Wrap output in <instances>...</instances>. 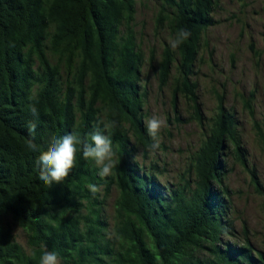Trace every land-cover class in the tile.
Returning <instances> with one entry per match:
<instances>
[{
    "label": "trees",
    "instance_id": "obj_1",
    "mask_svg": "<svg viewBox=\"0 0 264 264\" xmlns=\"http://www.w3.org/2000/svg\"><path fill=\"white\" fill-rule=\"evenodd\" d=\"M137 1L0 0V264H39L45 249L58 252L61 264H264L246 227L244 244L224 242L236 236L225 185L229 159L245 166L246 151L222 98L178 183L163 186L155 167L147 171L136 160L138 146L154 150L157 142L143 123L145 56L132 26ZM158 1L157 22L166 23L172 40L180 28L191 32L176 49L164 47L160 86L176 72L175 93L193 103L203 126L191 78L216 24L218 0ZM30 122L37 125V152L27 147ZM257 127L264 133V120ZM94 131L112 139L111 175H98L78 146L62 183L39 180L36 159L53 136L71 132L90 140ZM92 185L103 186L105 198L118 191L111 235ZM8 216L26 233L31 253L16 241Z\"/></svg>",
    "mask_w": 264,
    "mask_h": 264
},
{
    "label": "rangeland",
    "instance_id": "obj_2",
    "mask_svg": "<svg viewBox=\"0 0 264 264\" xmlns=\"http://www.w3.org/2000/svg\"><path fill=\"white\" fill-rule=\"evenodd\" d=\"M133 29L145 64L142 85L146 87L143 123L153 116L165 121L154 150L138 146L136 160L147 171H153L163 186L174 185L187 171L191 157L201 146L206 130L220 104L232 110L238 122L242 146L246 151V165L234 156L229 159L225 185L228 188L229 220L234 223L236 236L224 242L242 245L246 236L255 250L264 254V133L257 127L264 120V0H218L214 13L216 24L205 34L199 61L191 78L198 86V105L203 126L195 119L194 105L180 92L175 93L176 72L169 82L160 86L158 66L164 47L172 40L166 23L158 24V0H138ZM254 94V96H252ZM251 100L252 110L246 107ZM264 131V130H263ZM135 144V141L132 140ZM259 182V193L254 183ZM99 190L102 221L107 224V235L112 234L115 222L118 191L113 189L104 197ZM16 241L29 253L26 233L12 217L5 219Z\"/></svg>",
    "mask_w": 264,
    "mask_h": 264
},
{
    "label": "clouds",
    "instance_id": "obj_3",
    "mask_svg": "<svg viewBox=\"0 0 264 264\" xmlns=\"http://www.w3.org/2000/svg\"><path fill=\"white\" fill-rule=\"evenodd\" d=\"M191 32L186 28H180L175 34V38L169 41L170 46L176 49L189 39ZM29 111L34 117H38V110L35 105L29 106ZM114 125V122H113ZM165 121L157 116H153L146 121V130L148 135L157 141ZM30 138L27 140V147L33 151H39V146L35 143V133L37 125L35 122L28 124ZM82 153V158L91 160L98 168V175L107 177L112 174L116 161L113 150V142L109 135L101 131L90 133V140L81 138L75 133H67L63 136H53L51 144L47 150L40 152L36 159V165L39 168V180L47 186L62 183L75 167L77 161V152ZM154 143L151 147H158ZM100 189L96 185L90 186V191L95 194ZM39 264H61L60 255L54 250H47L39 258Z\"/></svg>",
    "mask_w": 264,
    "mask_h": 264
}]
</instances>
